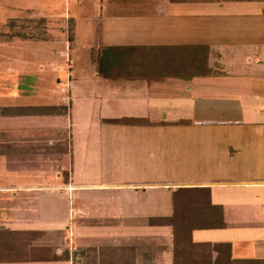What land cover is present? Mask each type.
I'll list each match as a JSON object with an SVG mask.
<instances>
[{"label":"crops","instance_id":"0c3cea01","mask_svg":"<svg viewBox=\"0 0 264 264\" xmlns=\"http://www.w3.org/2000/svg\"><path fill=\"white\" fill-rule=\"evenodd\" d=\"M23 17L72 20L74 35L83 26L97 35L86 48L162 47L183 65L188 51L203 69L112 79L88 68L90 51L70 50V66L88 67L75 78L67 69L68 81L94 82L100 95L89 99L109 110L97 104L86 120L99 179L81 183L71 86L66 96L39 92L58 45L2 42L5 53L47 56L22 65L29 71L18 75L34 80L17 79L1 106L0 264H264V0H0V22ZM34 97L41 103L25 101Z\"/></svg>","mask_w":264,"mask_h":264},{"label":"rangeland","instance_id":"374dc122","mask_svg":"<svg viewBox=\"0 0 264 264\" xmlns=\"http://www.w3.org/2000/svg\"><path fill=\"white\" fill-rule=\"evenodd\" d=\"M73 26L74 24L72 20H69L66 23H53L51 25H46L44 20L41 18L28 19L25 17L20 18L19 20L6 19L0 22V42H1L0 43V115L4 114L5 109L1 106L6 105L4 104L8 100L6 94L9 93L8 92L9 90L16 89L17 88L16 85L19 84L17 82V79L26 78V79L34 80L35 76L32 74H26V76L24 77L18 75L20 73H23L24 71H29L28 67L22 65H24L28 61L34 68H36L37 62L39 63L42 62V59H44V57L47 56V53L45 52L44 53L39 52L34 54L35 56H32L30 52L31 50L28 53H26V51L24 52L8 51L7 53H5L4 49L2 48V42L10 41V40H15V41L24 40L30 42H38V41L44 42L45 40H52L56 42L58 46H56L57 47L56 49L54 48L55 52L53 51L52 55L48 57V65H45L46 67V68L44 67L45 73L43 74L44 76L42 75L41 77V78L47 77L49 79L48 81L50 82L43 84V86L41 85L39 92H43V90L45 89L49 90L48 94L44 93L45 94L44 96H46L49 95L51 92H53L52 90H54L55 93L53 92V95L60 96V94L63 93V95L66 96L69 85L71 86L69 99L72 102L71 122H72V132L74 134L73 135L74 146H76L73 177L77 182H81V183H89L93 181L97 182L99 179L98 177L99 172H97V168H96L97 163L95 161L96 160L95 153L97 150L96 149L97 131L91 124L89 125L88 123L89 121L87 122L86 120L90 116L89 113L92 111L91 108L93 109V107L97 106V104L99 103L98 102L99 100L97 99L95 104L92 96L96 94L100 95V89L98 85L93 84L94 82L90 83L89 81L87 83L86 79L81 81L83 79L81 76L78 77L76 76L77 77L76 81L73 80L68 81V73H67V69L73 70L72 71L73 73H71V78H75L73 76L74 72L77 75V73H80V69L85 68L86 66L88 67V65L86 64L87 60L86 61L82 60V63H79L80 61L73 63V65L70 66V64H68L67 61L69 59L68 53H70V50H72L71 53L76 51V53L79 54L78 55L79 57H83L84 55L85 59L86 57L90 56L89 58H91L92 61L95 62L97 49H94L92 47L86 48V45H88L89 42L90 45H94V41L97 35L85 32L86 30H84L83 25H82L83 27H78L79 33L74 35ZM62 43H67V44H64L63 47ZM73 46H75V48H72ZM85 51H87L88 55L90 51V55L89 56L87 54L85 55ZM15 59H17V61H19L21 64L19 63L18 65L15 62ZM88 68L94 71V69H96V66L94 65V67L91 66ZM20 69H22L23 71ZM41 70L42 68H40L38 72H40ZM38 76L41 75L39 74ZM47 78L45 80H47ZM44 85L47 87L44 88ZM106 87H104V89L101 90L102 91L101 95L103 94V96L105 95V92H107ZM108 94L109 93H107V95ZM90 95L92 96L89 99ZM25 101L29 102L30 104L32 103V101L38 104L41 103V100L37 99L36 97H34L32 100L25 98ZM104 103L105 102L103 101L101 105L100 104L98 105H100L99 106L100 112L105 114V112L108 113L109 110L107 109ZM130 104L123 106L122 105L120 106L119 104V107L122 108L123 110H128V112L132 113V109H134L133 107L135 105H140L141 103L140 101L136 100V104H134V106H131ZM163 106H164L163 101L157 103L156 106L153 108V114L155 116H158L157 113L160 112L158 116L160 117V114L162 115L164 109ZM65 107L66 106H63V108L61 109L57 108L53 112L59 114L62 109H65ZM16 111L18 110H15L14 112ZM11 112H13V110H11ZM20 112L23 111L20 110ZM26 112L36 113L38 111H34L31 108ZM0 139H1V131H0ZM111 139H108V141H110ZM87 148H89V150ZM87 159L89 161H87ZM3 235H6V232L0 229V236Z\"/></svg>","mask_w":264,"mask_h":264},{"label":"trees","instance_id":"16d2710c","mask_svg":"<svg viewBox=\"0 0 264 264\" xmlns=\"http://www.w3.org/2000/svg\"><path fill=\"white\" fill-rule=\"evenodd\" d=\"M96 53L97 72L103 77L112 79L159 81L170 74L180 75L179 73L183 72L193 74L203 69L201 56L189 54L187 51L186 57L189 60L187 65L172 64L165 60L162 47H100ZM155 222L161 223L162 218L155 219ZM7 245L8 242L3 241V236H0V251L8 249Z\"/></svg>","mask_w":264,"mask_h":264}]
</instances>
